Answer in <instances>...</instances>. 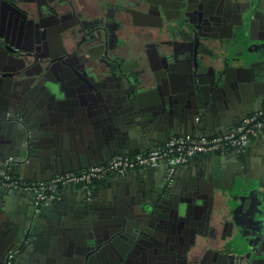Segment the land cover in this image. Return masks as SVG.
Segmentation results:
<instances>
[{"label":"flooded vegetation","instance_id":"obj_1","mask_svg":"<svg viewBox=\"0 0 264 264\" xmlns=\"http://www.w3.org/2000/svg\"><path fill=\"white\" fill-rule=\"evenodd\" d=\"M205 1L0 0V68L13 72L16 68L24 66V61H26L23 58L9 60L6 48L16 54H30V57L26 56V59L31 62L23 67L24 72L36 74L44 68L38 75V79L63 80L69 95L74 94L67 100V111L73 115L78 124L88 121L91 112L98 110L105 112L106 108L116 110L117 106H122L125 102L127 104L131 102L130 107H135V97L139 94L150 92L151 88L156 92L167 90L170 82L181 85V81L184 82L193 75L192 65L179 69L175 66L173 68L169 63H164V69L161 72L159 69L152 72L151 78L154 77L156 82L152 86L148 79L150 77H147V74L150 73V65L146 52H144V56L140 54L129 59L130 53L137 51L135 42L144 39H159L162 34L179 32L190 37L184 44L188 43L195 49L198 44L197 38L203 37L201 39L206 41L207 37L212 35L223 36V33L226 37L233 35L234 31L230 25L220 28L206 22L202 16L200 17V8H203L201 6L207 4ZM248 2L243 1L241 5L246 6ZM207 6L208 8L215 7L209 4ZM221 10L224 9L221 7L217 9V11ZM233 10H235L234 7L228 6L223 12L232 14L237 22L240 9L237 8L236 12ZM263 18L264 15L260 12H256L252 17L248 35L258 36L257 43L253 45L254 51L259 43L262 42L261 44L264 45ZM116 26L130 31V35L120 37L116 31V33L114 32ZM188 29L191 32H188ZM228 41L223 40L222 46ZM149 44L150 42H148ZM119 46L126 50L125 54L116 52L115 49ZM251 55L248 51L241 52L238 57L241 64L236 68L231 60L222 66L227 74V84L230 86L235 81L233 74H242L247 77L246 66L248 65L254 72V81L256 82L255 87H248L243 100L223 107L226 112L228 111L227 113L233 115L237 113V115L229 117L228 124L238 122L242 115L264 104V78L256 77L255 64L259 63L257 60H249ZM258 57L260 63L264 64L263 52ZM212 67L205 65L198 69V72L202 73L201 79L211 80L213 78L214 69ZM160 74L161 76L162 74L166 75L163 76V80L158 77ZM82 77L88 79L89 85L96 84V81L105 82L106 101H101L98 94L95 95V102L88 101L90 96L88 94L80 98L83 102L80 101L73 84L76 82L85 84ZM163 82H168V84ZM183 85L187 86L188 84L183 83ZM86 88H88L87 84L82 86V89ZM89 94H93V92L89 91ZM6 101L10 106L5 111L1 112L0 110L3 121L11 123L20 142L26 143L27 140L37 142L35 139L37 130L34 131L35 136L31 139L25 132L27 125L36 119L33 111L18 104L15 106L9 100ZM134 144L104 146L97 155L99 158L96 159L107 157L110 154L141 151ZM148 144L149 142L143 148H146ZM119 149L127 152H120ZM2 155L4 152L0 154V165L2 164ZM251 162L247 170L238 166L230 176L217 173L214 179L206 180L204 184L209 195L206 200V209L203 211L199 205L194 206V204L190 206V209L198 216L195 219L189 215L183 216L176 211L178 210L177 206L175 207L176 203H179L180 208L186 206L184 200L187 196L182 193L181 189L169 188L164 202H160L163 201V199L160 200V194L169 185L166 174L148 178L143 182L130 178V183H126V187L124 185L116 186L119 187L118 193L113 192L116 190L115 183L109 184L112 196L111 204L117 206L114 209L119 214H128L130 224H143L148 230L153 228L157 234H151L148 231L140 233L139 236L146 234L142 239L147 238V240L138 245L134 256H130V258L121 256V258H115L127 246L123 238H117L116 242L121 249L120 251L109 250L106 260H109L110 264L114 262L115 264H264V250L255 255L253 251L250 252L252 249L249 247L250 243L255 245L258 240L257 234L250 232L253 222L251 217L255 216L264 220V172L256 169L255 164L252 165ZM52 172L48 169H40L35 175L48 177ZM242 172H244L243 178H239L236 174ZM0 185H2L1 182ZM213 186L221 187L228 193L226 200H223V202H227L228 210L224 212L222 209L218 212L222 213L219 216L215 210L218 194L212 199L209 193ZM3 188H0V264H9L10 251L17 248L24 250L25 239H28V245H30L34 241L38 244L44 238L42 237L40 240V236L35 231V223L39 222V217L36 216V218L38 217L37 221L31 219L35 211L32 198L30 203H26L22 208L25 212L23 221L14 220L10 215L9 208L11 198L7 199L1 195V190L4 191ZM215 190L217 191V189ZM195 199L193 198V201ZM211 208L213 210L210 214ZM114 209L107 212L113 213ZM215 217L218 220L225 218L223 234L231 231L230 229L233 230V227L236 226V232L231 237L232 241L223 240L221 242L223 237L217 238V236L219 242L212 240L211 235L215 234V229H213ZM164 222H169L175 232L166 242L156 238L162 237L158 233L161 232L159 228L166 225ZM104 230L103 228L101 231ZM84 236L82 235V237ZM150 236L156 239L152 241ZM242 244L246 246L241 248ZM261 246L264 248V241ZM233 248L238 251L235 256L230 255ZM21 251L14 254L15 264L19 262ZM106 264L109 263L106 262Z\"/></svg>","mask_w":264,"mask_h":264},{"label":"water","instance_id":"obj_2","mask_svg":"<svg viewBox=\"0 0 264 264\" xmlns=\"http://www.w3.org/2000/svg\"><path fill=\"white\" fill-rule=\"evenodd\" d=\"M220 1L218 4L213 5L215 7L208 8L207 4L211 6L215 2L214 0H206L205 2L207 4L201 6L203 8H200V17L202 16L206 22L208 21L213 26H219L220 28L221 26L230 25V28L232 27L233 30L236 29V32L233 33L235 36L232 40L234 45L235 42L236 44L239 42L243 44L241 40L243 41V39L249 37L248 34L252 24V17L255 16L256 12H261L264 15L263 5L257 0H249L248 4L243 6L241 5L243 1L237 0L236 9H240V16L236 22L233 19V15L223 12L226 9L217 11L224 3L228 5L227 0ZM262 24L264 29V18ZM188 32L191 31L188 29ZM261 43L255 48V51L260 52V54L263 51L264 55V45ZM225 46L228 47V44L225 43ZM6 50L9 60L11 58L13 60L15 58H23L26 60L24 61V66L31 62V60L26 59V56L30 54L23 53L21 55L13 53L9 48H6ZM218 58L219 56H217V60ZM223 58V61L226 60L227 62L230 57L225 55ZM191 61L194 63L192 64L193 75L189 76L184 82L180 80L181 85L170 82L167 90H158L155 99L143 95L142 104L145 105V108H143L144 105H139L140 103L137 100L134 101V106L138 108L130 107L131 102L130 104L125 102L122 106H117L116 110L106 108L104 110L105 112L98 110L97 112L89 113L88 118H90L88 121L81 124H78L73 115L67 111V100L74 94L69 95L67 91H62L66 89V85L59 86V89L56 90L55 85L47 83V81L50 79L53 80L54 78L38 79V75L44 68L36 74L24 72V66L16 68L13 72H8L6 69L0 68V101L1 99H6L14 103L15 106L18 104L19 106L32 110L36 119L28 124L32 131L31 137L35 136L34 131L41 128L42 137H46L47 140L41 147H38L36 142L32 140L28 144H23V142L17 139L18 136L11 126V123L3 121L0 115V154L4 152L1 160L9 154L19 156L25 163L29 161L30 168L34 172L40 169L53 171L48 177H40L35 175V173L34 175L29 174L28 178L46 179L67 170L85 168L92 164L106 161L112 154L101 159H96L98 156H92L95 160L89 159L87 164L74 165L77 154H81L82 156L84 153L88 154V156L93 154L99 155L100 149L106 145L119 146L135 143L138 146V150L141 151L157 146L158 143L148 140L152 136L147 127L149 124L154 127V130L160 127L164 130L179 128V131L168 134V137L179 132H191L193 131L191 126L199 129L197 132L207 131L209 133H216L224 130L228 131L237 122L228 124V120L225 119V114L221 113L219 117L220 113H216L217 115L214 114L212 108L220 106V104L225 106L243 100L244 94H247L246 90L248 87H255L256 85L254 72L249 79H246L242 75L236 76L237 81L232 82V86H230L227 84L228 78L223 67H212L214 69L213 78L211 80H203L201 79L202 73L198 72V69L206 65L205 60L203 57L201 59L195 57V60L193 61L191 59ZM44 67L46 68V65ZM194 72L196 73L194 74ZM81 79L87 84L88 88L82 89V86H85V84L81 82L73 84L78 99L88 94L90 95L88 101L95 102V95L98 94V98L100 97L99 99L101 101H106L105 93L107 91L105 89V82L96 81V84L92 83V85H89L87 78L82 77ZM183 83H187L188 85L184 86ZM89 91H92L93 94H89ZM80 101L83 102L82 99ZM149 110L151 114H147ZM196 124H198L197 127ZM146 142L150 143L146 148H143ZM119 151L127 152L123 149H119ZM225 159L223 161L221 158H217V163H215L216 165L213 168L209 164L212 163V158L206 159L208 162H204L203 164L189 165L186 167V171H189L190 176L185 178L184 182H182L183 184H180L179 180H175L182 175H179V169L175 174L176 178L160 194L161 199H159H163L160 202H164L169 188L175 187L179 190L181 189L183 190L182 193L187 196L186 200H184L186 201V206L185 208H180L179 203H176L175 207L177 206L178 209L176 211L183 216L189 215L192 219L198 218L195 212L190 209V206L194 204V206L199 205L203 211L206 209V200L209 195L204 183L207 179L215 178V175L218 173L216 169L218 163L228 164L227 166L235 169L241 166L243 170H247L252 160L249 159L245 151L239 154L229 155ZM251 164L253 165L252 162ZM17 168L18 166L14 168L15 171ZM152 173H154L152 168L139 169L128 172V174L114 176V182L120 187L123 185L126 187V183H130V178L143 182L148 180ZM236 175L239 178H243L244 172L237 173ZM257 178L260 177L257 176ZM234 179L236 178L234 177ZM218 186H213L209 192L212 199L218 194L215 190L219 189ZM0 188H3V186L0 185ZM3 190H1V195H4L7 199L15 197L18 194L20 197L24 196V201L31 199L29 194L8 191L5 188ZM81 190L84 193L82 188ZM97 191L91 198H87L86 195L83 196L77 209H66L61 205L60 201L55 200L43 204L39 211L33 212L34 214L30 218L37 221L38 217L44 214V209L50 207V213L44 214L46 215V219L44 221L43 238L46 243L42 244V241L36 244L34 241L33 244L26 246L24 249L25 257L28 259L29 264H48L53 259L54 261L60 260L61 264H106V262L110 264L111 262L106 260L108 251H120L121 249L116 242L117 238H123L127 246L115 258L120 256L122 258H130V256H134L135 249L138 245L143 243L144 240H147V238L142 239L146 234L139 236L140 233L148 231L151 234H157L153 228L148 230L143 224H130L128 214H119L114 209L117 206L111 204L112 196L109 186L104 185L100 191ZM108 193H110V196ZM95 198L99 199V202ZM193 198L196 199L193 201ZM112 208L114 212L108 213L107 211ZM212 210L211 208L210 214ZM36 216L38 217L36 218ZM11 217H14V215ZM251 218L253 222L251 223L250 232L257 234L258 240L255 245L250 243L249 247L252 249L250 252L253 251L257 255L264 250L261 246L262 241H264V220L258 219L255 216ZM164 223L166 224L164 226L160 224L161 227L159 230L161 232L158 233L162 237H156L162 242H166L175 234L171 224L169 222ZM103 228L105 230L101 231ZM231 233L232 231H230ZM82 235L85 236L82 237ZM150 238L153 239L152 241L156 239L153 236H150Z\"/></svg>","mask_w":264,"mask_h":264},{"label":"crops","instance_id":"obj_3","mask_svg":"<svg viewBox=\"0 0 264 264\" xmlns=\"http://www.w3.org/2000/svg\"><path fill=\"white\" fill-rule=\"evenodd\" d=\"M219 1L220 0H215L214 1L215 3L211 4V6L218 4ZM238 1H249V0H238ZM257 1L259 3H261V5H263V7H264V0H257ZM227 2H228V5H226L224 3V5L221 8L226 9L228 6L230 8L234 7L235 10H233V12L234 11L236 12L237 0H227ZM263 11H264V8H263ZM233 19H235V17ZM112 30H113V27H112ZM115 31L117 32V34L120 37H122V36L127 37L128 35H130V31L125 30V29L123 30V28H120V26H116L114 29V32ZM229 31H230V29L228 30V32ZM233 31L236 32V29ZM234 36H235V34L231 35L230 37H226V35L223 33V36H217V35L209 36V37H207L208 39L206 41L201 39L203 37L197 38L198 44H197L196 48L194 50H192L193 48L191 45H189L188 43L184 44L186 42V40H189L190 37L185 36L184 34H181L179 32H176L175 34H168V33L166 34L165 33V34L160 35L159 39H155V38H153L151 40H148V39L145 40L144 39L143 41L135 42L136 47H137V51L131 52L132 54L130 53L129 59H131L132 57L133 58L137 57L140 54L144 56L145 55L144 52H146L147 59L149 60V65H150V73L147 74V77H150V78H148L149 83L150 84L152 83V86H154L156 82H155L154 77L151 78V74L154 70H157V69H159L161 72L164 69V66H163L164 63L171 64L173 66V68L175 66V68L184 69V67H186L187 65L191 66L192 64H194L191 61V59H193V61H194L195 57L198 59H201V57H203L206 65H211L213 67H220V66L222 67V66H225V64H227L228 62H230L229 60H231L233 63V66L238 67L241 64L240 58H238V57H240L239 56L240 53L248 51L249 53L252 54L250 56L249 60H257V62L259 63V64H255L256 65L255 66L256 77L260 78V79L264 78V64L260 63V58L258 57L260 52L254 51V47H253V45L257 43L256 38H258V36H249L246 39H243V41L241 40V43H243V44H240V42L238 44H236V42H235V45H234V42H232ZM194 39L196 40V38H194ZM199 39H201V40H199ZM222 39L223 40H229L227 42L228 47H226L225 45L222 46V44H221L223 41ZM148 42H150L149 45H148ZM115 50H116V52H119V53H123V54L126 53V50L120 46L117 47ZM262 52L263 51H261V53ZM225 55H228L230 57L227 60V62H226V60L223 61V59H224L223 57H225ZM217 56H219L218 60H217ZM242 73L244 74L245 72H242ZM246 73H247L246 79H249L253 73L251 66H249V65L246 66ZM241 75L242 74H240V76ZM163 76H166V75L165 74H162V76H161V74L158 75V77H161V80H163ZM236 76L238 77V75L233 74V78H235L234 79L235 81H233V82L237 81ZM57 81H58V83H57ZM159 81H157V82H159ZM47 83L55 85L56 90L59 89L58 88L59 86L62 87L64 85L63 80L61 81L58 79H56V80L50 79L49 81H47ZM159 83H161V81ZM163 83L168 84V82H163ZM151 90H153V88H151ZM151 90H150V92H146L144 94H139L137 97H135L136 100L140 103L139 105H142V106L144 105V104H142L143 103L142 98L144 96L145 97H151L154 99L157 97L158 93L154 90L153 91H151ZM62 91L65 92L67 90L63 89ZM227 105H225V106H227ZM8 106H10V104H8L5 99H1V101H0L1 111L2 110L5 111L8 108ZM225 106L223 104H220V106L213 107L212 108L213 113L214 114L220 113L219 117L221 116V113L222 114L224 113L226 120H229L230 116L237 115V113H234V115L232 113H227L228 111L226 112V109H223V107L225 108ZM143 108H145V105L143 106ZM148 113L151 114L150 110L147 111V114ZM146 118H148V117L146 116ZM73 125H75V124H73ZM197 125L198 124H196V127H197ZM147 127L150 130V134L152 135L150 137V139L148 138V140L154 141V143L156 142L158 144L161 143V140L163 142L168 137V134L179 131V128L173 129V130H169V129L164 130L161 127L154 130V127L150 124L147 125ZM191 128L193 129V131H191V132L199 133V132H197L199 129H196L192 126H191ZM36 133H37L36 138H35L37 141L36 144L38 147H41V145H44L46 137H42V129L41 128H39L36 131ZM134 145H136V144H134ZM106 146H108V145H106ZM245 152L249 156V159H252V163H253V165L255 164V168L258 169L259 171L264 172V137H262V138L260 137V138L252 140L251 143L249 144V146L246 148ZM92 156L97 157V154H93L90 156H88V154H86V153H84L83 156L81 154H77V157L74 160V162H75L74 165L78 166V165H82V163L87 164L89 159L95 160V159H93ZM211 158H212V163H209L211 168H213V166L216 165L215 163H217V158H219V159L221 158L223 161L226 160L225 159L226 157L223 155H220V154L219 155L218 154L199 155L192 162H190L189 164L180 168L181 171L179 170L178 172H180L179 175L180 174H182V175L180 178L177 177L175 180H179V183L183 184L182 182H184L185 178L190 176L189 171H186V167H188L189 165L194 166V164H198V165L203 164L204 162H208V161H206V159H211ZM227 161H228V159H227ZM227 165L222 164V163H220V164L218 163V166L216 168L218 170L217 172L220 174H225L226 176H230V174L233 172V170H235V168H233V167L230 168ZM78 169H76V170H78ZM31 170L32 169L30 168L29 161H27L26 163L24 162V163L18 165L16 172L21 174V175L24 174L25 178H28L29 174L34 175L36 172H38V171L34 172L33 170L32 171ZM153 171H154V173H152L150 178L160 176L162 174H166L165 173L166 172V166L163 165L160 167H156L153 169ZM117 175L118 174H111L105 180L98 181L95 184V192L97 191L98 188H99L98 191H100V189H102L104 187V185L109 186V184L115 183L114 182V176H117ZM117 185L118 184L115 183L114 187L116 190H114L113 192L118 193L117 190H119V187H116ZM218 188H220L222 191H220L221 193L218 194V198H217L218 203L215 206L217 216H219V214H222V213H218V212H220L222 209L225 212L228 210V207H229L226 204L227 202H223V200L224 201L226 200L228 193L225 192L226 190H223V188H221V187H218ZM81 191L82 190H81L80 186H75V185L68 186V187L63 189L62 194H61V198H59L58 201H60L61 205H63V207H65L66 209H69V210L77 209L79 207V203H81L83 196L86 195L85 192L83 193ZM108 195L110 196V193H108ZM95 200L99 202V199L95 198ZM10 201H11L10 207H9L10 208V215L11 216L14 215V217H12V218H14V220L18 219V220L23 221L25 212H23L22 208L24 207V205H26V203L27 204L30 203L29 202L30 199H27L26 201H24V196L20 197V195L18 194L17 196L12 197ZM43 213L49 214L50 213V207H46L44 209ZM44 214L39 217V222L35 223V227H36L35 231H36L37 235L40 236L39 237L40 240H42L41 238L44 236V223H45L44 221L46 219V215H44ZM226 218H228V217H226ZM224 220H225V218L218 220L216 217L213 219V222H214L213 229H215V231H214L215 234L211 235V238L213 241H217L218 240L217 238H222V237H223V239L221 240V242L223 240H226L228 242L232 241L231 237H233V234L236 232V230H235L236 226L233 227V230L230 229L232 231L231 234H230V231L223 234L224 230H225V223H224L225 221ZM216 236H217V238H216ZM44 241H45V239H43L42 244L46 243ZM218 242H219V240H218ZM39 243H41V242H39ZM245 244H246V242H245ZM245 244L244 245L242 244L241 248H244V246H246ZM237 253H238V251L235 250L234 248L230 251V255H232V256H235V254H237ZM18 261H19L18 264H29L28 259L25 257V251L19 255ZM48 264H61V261L60 260L54 261V259H53V260L49 261Z\"/></svg>","mask_w":264,"mask_h":264},{"label":"built area","instance_id":"obj_4","mask_svg":"<svg viewBox=\"0 0 264 264\" xmlns=\"http://www.w3.org/2000/svg\"><path fill=\"white\" fill-rule=\"evenodd\" d=\"M25 132L31 139L32 131L28 125ZM260 137H264V104L242 115L228 131L175 133L155 147L134 153H116L102 163L67 170L46 179L25 178L24 174L17 173L14 168L24 163V160L9 154L2 160L0 178L6 190L29 194L35 211H39L43 204L61 198L63 189L72 185L80 186L87 198H91L95 184L111 174L123 175L165 165L167 182L170 184L176 178V172L197 156L220 154L227 157L239 154L246 150L252 140ZM24 245H28V239H25ZM21 250L23 248L10 251L9 264H15L14 254Z\"/></svg>","mask_w":264,"mask_h":264},{"label":"rangeland","instance_id":"obj_5","mask_svg":"<svg viewBox=\"0 0 264 264\" xmlns=\"http://www.w3.org/2000/svg\"><path fill=\"white\" fill-rule=\"evenodd\" d=\"M220 191H222V190L219 188V189H217L216 192H218V194H219V193H221ZM239 253H240V252H239Z\"/></svg>","mask_w":264,"mask_h":264}]
</instances>
